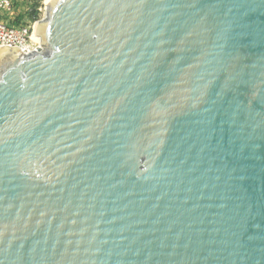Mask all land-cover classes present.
<instances>
[{
	"label": "water",
	"instance_id": "95a60500",
	"mask_svg": "<svg viewBox=\"0 0 264 264\" xmlns=\"http://www.w3.org/2000/svg\"><path fill=\"white\" fill-rule=\"evenodd\" d=\"M0 56V264H264V0H50Z\"/></svg>",
	"mask_w": 264,
	"mask_h": 264
},
{
	"label": "built area",
	"instance_id": "2783aa9c",
	"mask_svg": "<svg viewBox=\"0 0 264 264\" xmlns=\"http://www.w3.org/2000/svg\"><path fill=\"white\" fill-rule=\"evenodd\" d=\"M35 1L0 0V48L15 47L28 54L41 47L35 39V27L45 17L46 3L44 0L43 8H35ZM34 10L36 16L32 15Z\"/></svg>",
	"mask_w": 264,
	"mask_h": 264
},
{
	"label": "bare ground",
	"instance_id": "6f19581e",
	"mask_svg": "<svg viewBox=\"0 0 264 264\" xmlns=\"http://www.w3.org/2000/svg\"><path fill=\"white\" fill-rule=\"evenodd\" d=\"M49 1H50V0H45V3L48 5V4H49ZM35 39H36L37 41H40V37L36 35V31H35ZM2 48H3V47H2ZM2 48H0V56L3 55V54L5 53V50L2 49Z\"/></svg>",
	"mask_w": 264,
	"mask_h": 264
},
{
	"label": "rangeland",
	"instance_id": "374dc122",
	"mask_svg": "<svg viewBox=\"0 0 264 264\" xmlns=\"http://www.w3.org/2000/svg\"><path fill=\"white\" fill-rule=\"evenodd\" d=\"M43 1L44 0H37V1H35V4H34L35 5V8H36V6L38 8H40V7L43 8ZM16 16H17V14L14 15V17H16Z\"/></svg>",
	"mask_w": 264,
	"mask_h": 264
},
{
	"label": "trees",
	"instance_id": "16d2710c",
	"mask_svg": "<svg viewBox=\"0 0 264 264\" xmlns=\"http://www.w3.org/2000/svg\"><path fill=\"white\" fill-rule=\"evenodd\" d=\"M36 14H37V10H34L32 15L36 16Z\"/></svg>",
	"mask_w": 264,
	"mask_h": 264
}]
</instances>
